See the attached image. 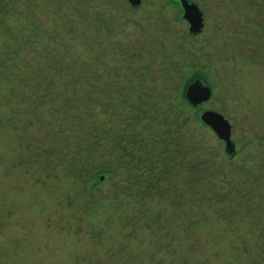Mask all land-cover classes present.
I'll return each instance as SVG.
<instances>
[{
    "label": "rangeland",
    "instance_id": "1",
    "mask_svg": "<svg viewBox=\"0 0 264 264\" xmlns=\"http://www.w3.org/2000/svg\"><path fill=\"white\" fill-rule=\"evenodd\" d=\"M13 1L0 54L34 34L17 60L53 79L44 99L41 78L0 76V264H264V0H189L194 36L179 0ZM196 79L212 90L199 109ZM201 110L230 121L233 158ZM130 140L142 153L114 169ZM93 167L113 174L99 185Z\"/></svg>",
    "mask_w": 264,
    "mask_h": 264
},
{
    "label": "trees",
    "instance_id": "2",
    "mask_svg": "<svg viewBox=\"0 0 264 264\" xmlns=\"http://www.w3.org/2000/svg\"><path fill=\"white\" fill-rule=\"evenodd\" d=\"M14 9H18V6L16 5V2H14L12 0V10L13 11H16ZM26 20L29 22V19L28 18H26ZM28 22H26V23L28 25H30V23H28ZM27 29L28 28H26V30ZM32 30H34V29L32 28ZM6 32H7V30H6ZM6 32H4V33H6ZM12 34L14 35L13 38L10 37L8 40H5V44L4 45H6L5 48L7 49V52L6 53H3L2 55L0 54V57L1 56L3 57L2 59H0V76L3 77L4 72H6L7 74H10V76L12 78H19L20 79V83L22 84V87L24 86V80H26V78H28L29 76L30 77H33V78H41L43 81L46 82L47 87L45 89H41V90L38 89L40 87V86L38 87V85L36 86L35 89H32L31 88L32 90H37L38 93H39V94L38 93H35L31 97H40V98H44V99L47 98V96H48V93L47 92L50 93L51 84L52 83L51 82L49 83L46 79L52 80L53 79L52 78L53 75H51L52 76L51 79L50 78H47L46 76L48 74H51V72H53V67H51V66H48L47 67L50 70V72L48 74L45 73V71L47 69H44V68H39L36 72H34L35 69L33 71V69L31 67H29L28 70L26 68H24V67H20V64H19V62L17 60L18 57L22 54L23 51H28L29 53H33V50H31L32 49L31 48L32 47L31 45H32L33 41L36 39V36L34 34H32V36H28V35L22 34L21 31H16V33L14 31V33H12ZM38 74H40L41 76L38 75ZM20 76H23V77H20ZM36 76H38V77H36ZM203 81L205 83H207L205 80H203ZM1 86L2 85H1V82H0V87ZM11 90L14 91V90H16V88L15 87H12ZM21 90L25 92L24 95L21 94V96H20L21 102L24 103L25 101H23V100L26 99L25 98L26 97L25 95L30 94V91L28 90L29 93L26 94L27 93L26 92L27 91L26 88H21ZM10 95H13L12 92L10 93ZM44 99H40V100H44ZM52 100L53 101H56V99H53V98H52ZM66 102H70V100L69 99H66ZM196 108L199 109V107H196ZM197 117L200 119V111L198 112ZM97 133H98L97 128H95L94 130L93 129L92 130H88V136L90 137L91 140H94L97 137ZM147 141L149 143L154 144L153 141H152V139H149ZM117 143H119V144H117ZM117 143L115 144V147L117 149H115L113 151V153H115V155H112L111 153H110V155L108 154L109 158L110 159L112 158V161L113 162L111 161L110 163H111V166L114 167V169L116 168V166L120 162H123V159H127V158L128 159H131V157L132 158H134V157L138 158L139 155L142 153L141 145H138L139 146V149H138V147H135L134 146V144L132 143L131 140L128 141V142H126V141H119ZM90 149L91 150L89 152V154H90L89 157L91 158L92 162H94V161L96 162V157H95V155H93L95 153V150L93 149V147H90ZM151 151H155V150L153 149ZM151 151L148 153V159L151 161L149 163H152V166L149 167L150 170L153 171V172H155V174H156V172L161 173L163 175V178L166 180L167 179V174H168L167 171L168 170H171L172 167L171 166H168V164H166V162L164 164H159L160 166L158 165V167H155L156 164L154 162H152V161L155 158L158 157V154H152ZM120 156H121V158L123 157L122 160H120L121 159ZM149 157H152L153 159H150ZM90 158H88L86 161L84 160L83 161V165H82L81 160H80L79 161V163L81 165L80 168H83L84 169L85 164L88 163V162H90ZM131 160H133V159H131ZM146 164H147V162H146ZM109 165L110 164L108 163V166ZM93 168L97 170V173H96L97 176L100 175L99 176V178H100L99 185L103 183V180L104 179L111 177L112 174H113L112 170H101L102 167H101V169H100V167H93ZM102 177H104L103 180L101 179Z\"/></svg>",
    "mask_w": 264,
    "mask_h": 264
},
{
    "label": "water",
    "instance_id": "3",
    "mask_svg": "<svg viewBox=\"0 0 264 264\" xmlns=\"http://www.w3.org/2000/svg\"><path fill=\"white\" fill-rule=\"evenodd\" d=\"M183 9V18L189 24V33L198 35L204 29V14L199 5L189 0H179ZM133 8H139L142 0H129ZM212 97V90L208 84L201 79H196L189 84L186 90V98L194 107H202ZM201 121L211 128L218 139L223 142L225 153L229 158L236 154V143L232 138V125L221 113L213 110H201ZM102 180L104 177L101 178Z\"/></svg>",
    "mask_w": 264,
    "mask_h": 264
},
{
    "label": "bare ground",
    "instance_id": "4",
    "mask_svg": "<svg viewBox=\"0 0 264 264\" xmlns=\"http://www.w3.org/2000/svg\"><path fill=\"white\" fill-rule=\"evenodd\" d=\"M263 197V196H262Z\"/></svg>",
    "mask_w": 264,
    "mask_h": 264
}]
</instances>
